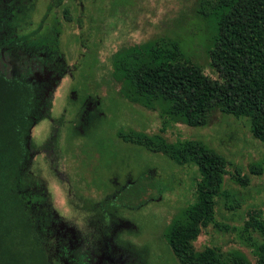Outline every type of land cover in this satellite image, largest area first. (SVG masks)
I'll return each mask as SVG.
<instances>
[{
    "label": "rangeland",
    "instance_id": "1",
    "mask_svg": "<svg viewBox=\"0 0 264 264\" xmlns=\"http://www.w3.org/2000/svg\"><path fill=\"white\" fill-rule=\"evenodd\" d=\"M46 1H35L31 27L40 21ZM196 2L62 0L40 28L41 34L46 28L57 29L53 50L30 42L9 45L7 41L0 46V72L5 78L43 83L38 118L27 138L25 169L50 260L179 264L165 231L189 201L196 170L123 139L133 132L156 133L160 120L155 111L125 97L128 91L115 61L173 28L174 21L182 13L189 15ZM163 136L167 141L201 139L225 156L230 170L234 166L249 176L245 189L225 177V187L246 192L248 198L233 212L226 211L218 199L215 218L228 230L208 226L194 245L238 247L253 262L241 228L253 209L260 210L264 219V170L258 175L248 173L251 163L264 160V145L251 137L244 120L223 114L202 128L173 124ZM141 172L164 183L163 191L136 206L117 199Z\"/></svg>",
    "mask_w": 264,
    "mask_h": 264
},
{
    "label": "trees",
    "instance_id": "2",
    "mask_svg": "<svg viewBox=\"0 0 264 264\" xmlns=\"http://www.w3.org/2000/svg\"><path fill=\"white\" fill-rule=\"evenodd\" d=\"M35 1L0 0V46L8 41L9 45L30 42L43 50L56 47L57 29L46 28L41 34L40 28L62 0H47L33 28ZM196 4L189 15L182 13L174 21L173 28L116 58L115 68L128 91L125 97L155 111L160 120L156 133L122 137L163 153L177 165L195 167L190 199L165 231L179 264H264V219L258 209L246 214L241 228L253 262L238 247L194 245L208 226L228 230L215 218L218 199L233 212L248 198L246 192L225 187V177L242 189L250 179L234 166L230 170L225 156L201 139L167 141L163 136L173 124L202 128L223 114L244 120L251 137L264 145V0H197ZM42 84L5 78L0 72V264H59L48 256L25 169L27 138L38 118ZM263 170L264 160L248 166L249 174ZM164 187L157 177L141 172L117 199L136 206L154 199Z\"/></svg>",
    "mask_w": 264,
    "mask_h": 264
}]
</instances>
